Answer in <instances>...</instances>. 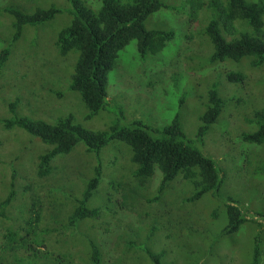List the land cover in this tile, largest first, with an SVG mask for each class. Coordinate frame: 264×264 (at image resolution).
Segmentation results:
<instances>
[{"label": "rangeland", "instance_id": "rangeland-1", "mask_svg": "<svg viewBox=\"0 0 264 264\" xmlns=\"http://www.w3.org/2000/svg\"><path fill=\"white\" fill-rule=\"evenodd\" d=\"M84 1L98 8L102 0ZM162 1L166 7L151 14L145 26L173 31L172 39L157 55L145 58L139 56L135 40L127 45L109 73L106 109L89 117L80 92L72 88L79 52L62 54L57 45L58 34L73 19L70 3L0 0V50L11 49L0 74V199L8 195L11 172L16 170L15 200L29 185L26 183L35 186L34 191L46 185L40 194L48 213L53 198L47 189H60L72 204L82 197L87 181L99 167V183L87 205L100 208V215L79 222L76 236L69 239L72 249L87 255L96 244L101 264H156L152 253L159 255L161 264H250L258 247L260 264H264V144L243 137L256 130L252 118L264 106V64L253 67L248 58L218 64L222 71L244 73L246 79L222 80L226 105L202 140L195 142L215 159L223 178L219 190L195 199L193 182L180 175L164 188L158 169L150 177L136 176L132 148L119 139H112L98 151H88L80 142L53 161L55 165L62 160L70 167L65 174L60 173L62 179L53 174L39 179L33 172L48 146L26 130L6 128L3 123L5 118L55 122L70 116L97 131L136 120L165 126L180 115L185 133L196 140L205 110L200 105L201 96L216 77L211 68L202 67L213 52L204 29L218 13L214 5L200 11L194 20L196 0ZM51 5L62 11L47 22L24 26L21 37L11 43L14 19L7 8L34 13ZM205 70H210L209 75ZM11 102H17L14 113L8 106ZM230 200L242 209L247 221L237 231L224 233ZM82 261L91 264L89 257Z\"/></svg>", "mask_w": 264, "mask_h": 264}, {"label": "trees", "instance_id": "trees-1", "mask_svg": "<svg viewBox=\"0 0 264 264\" xmlns=\"http://www.w3.org/2000/svg\"><path fill=\"white\" fill-rule=\"evenodd\" d=\"M67 1L71 5L73 19L58 34L57 45L62 54L72 50L79 52L72 74V88L80 92L90 111L88 116L92 117L106 109L109 103V73L117 65L120 52L135 40L139 56L152 57L165 47L174 32L145 26V20L151 14L166 7L162 0H102L98 8L86 4L84 0ZM195 3L198 13L194 20L200 11L205 8L210 10L214 5L218 13L217 18L204 29L213 52L207 65L203 64L202 67L211 68V74H216V77L206 95L201 96L200 105L205 110L200 116L201 125L196 140L185 133L180 115L165 126H152L136 120L97 131L83 127L70 116L60 117L55 122L3 119L6 128L20 127L48 146L46 152L39 155L33 176L35 174L40 179L50 174L59 177L60 173L65 174L69 166L62 160L55 165L53 161L59 155L70 153L80 142L87 145L88 151H98L112 139H119L132 148L136 176L150 177L158 169L163 175L161 187L164 188L180 175L182 179L193 182L197 189L194 199L219 190L223 181L222 171L215 159L200 150L195 142L202 140L226 105L222 80L243 82L246 79L244 73L228 69L222 71L218 64L230 60L240 62L244 58H248L253 67L264 64V0H214L210 4L208 0H196ZM6 11L14 19L12 43L21 37L24 26L52 20L62 10L51 5L38 8L34 13H25L18 8H7ZM245 25L247 28H244ZM10 55V46L0 50V74ZM206 71L205 75H209L210 70ZM8 106L14 113L17 102H11ZM252 121L257 128L245 133L244 139L264 144V106L254 113ZM100 174L98 167L95 176L87 181L82 197L76 198L72 204L60 189H47L53 199L52 208L45 213L40 190L46 185L34 191L36 187L26 183L29 185L22 189L24 192L20 200H15L18 171L12 170L10 191L0 199V264H82V260L88 257L91 264H101L100 250L96 244L90 242L91 253L85 255L80 253L81 250L72 249L69 242L70 238L76 236L74 232H78L80 221L100 215V208L87 205L99 183ZM232 202L230 200L227 204L229 223L224 233L237 231L247 221L242 209ZM45 220L48 222L44 224ZM150 255L156 264H161L159 255ZM250 264H260L258 247Z\"/></svg>", "mask_w": 264, "mask_h": 264}]
</instances>
